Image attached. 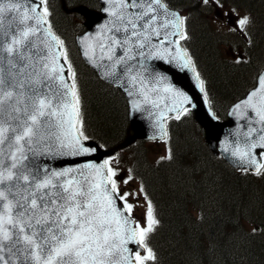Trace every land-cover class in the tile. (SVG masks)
I'll use <instances>...</instances> for the list:
<instances>
[{"label": "snow or ice", "instance_id": "6c2138e0", "mask_svg": "<svg viewBox=\"0 0 264 264\" xmlns=\"http://www.w3.org/2000/svg\"><path fill=\"white\" fill-rule=\"evenodd\" d=\"M102 3L104 22L79 37L82 56L100 80L129 98L130 112L147 113L158 130L152 139L166 145L157 163L170 162L169 123L197 107L175 75L191 74L211 104L187 46L191 14L174 0ZM196 3L223 7L222 0ZM53 15L49 0H0V264H160L151 240L162 220L143 183L130 191L123 186L136 178L120 176L118 161L90 159L98 146L87 132L78 71ZM236 23L247 29L254 19L238 15ZM231 114L244 123L223 150L242 172L264 178V74ZM65 158L85 159L65 164ZM138 207L145 209L142 218ZM204 219L198 214V222ZM258 233L264 229L255 226L247 236ZM218 247L209 241L203 255Z\"/></svg>", "mask_w": 264, "mask_h": 264}, {"label": "trees", "instance_id": "16d2710c", "mask_svg": "<svg viewBox=\"0 0 264 264\" xmlns=\"http://www.w3.org/2000/svg\"><path fill=\"white\" fill-rule=\"evenodd\" d=\"M66 1L72 6L95 5L94 0ZM222 1L257 7V16L263 15L259 33L264 34V0ZM178 6L191 14L192 39L187 46L207 81L213 107L224 117L231 103L255 83L264 62V45L258 39L245 47V58L240 61L221 58V37L210 18L204 16V6L200 7L196 0H174V7ZM49 7L61 36L66 38L68 31L72 38L76 25L68 22L71 15L63 10L61 1L49 0ZM72 56L70 52L78 71L88 134L98 141H113L103 143L107 147L121 142L130 130L122 94L121 105L119 97L106 89L107 84L83 62L79 52L76 58ZM169 126L172 161H153L147 143L141 141L134 145L133 162L130 161L162 220V227L151 240L160 264H264V233L247 236L255 226L264 229V178L235 170L213 155L192 115L179 122L171 121ZM231 194L238 198L230 199ZM198 214L205 217L203 222L197 221ZM209 241L219 247L215 254L205 256Z\"/></svg>", "mask_w": 264, "mask_h": 264}, {"label": "water", "instance_id": "95a60500", "mask_svg": "<svg viewBox=\"0 0 264 264\" xmlns=\"http://www.w3.org/2000/svg\"><path fill=\"white\" fill-rule=\"evenodd\" d=\"M99 1L101 3L100 10H93L84 5L70 9V8H67L65 0H63V6L66 11L78 12L85 17L84 25L86 27V31L82 34L77 35L76 37L77 44L79 46L80 51H81V45L78 42L79 37L89 32L95 33L98 30L99 25L103 23L106 18L105 14L101 11V9L104 7V4L102 3V0H99ZM262 74H264V70L262 71L260 75ZM190 75L191 74H187V75L178 74V75H175L174 79L176 80V82H178V84H180L185 89H187L190 92V94L196 97L197 107L196 109L193 110V112H194L196 121L199 122V124L202 126V128L205 131L206 143L208 144V146L210 147V149L213 151L215 155L220 154L228 162V164H230L232 167L236 169H241L242 167L241 163L236 158L232 157L230 153L225 152L223 149L225 147L226 140L230 142L235 141L236 137L234 133L238 129V126L244 123V121L240 120L238 117L233 116L231 114L232 108L234 107L236 103H239L241 100H243L247 96L249 91L243 98L236 101L230 107L229 112H228V119L226 121H220L216 116L215 117L212 116L213 112L212 110L209 111V108H210L209 104L204 102L201 99V94H199L198 90H196L193 87L192 81L189 78ZM107 83H110V82H107ZM126 98L128 101L129 120H130L131 129L133 133L129 135L120 144L110 149H106V150L102 149L96 141L91 140V143L94 146H98V147H97V152L94 154V157L90 159H94L95 162L97 163H101L103 160H105L107 156L113 155L116 151L129 146L130 144L136 142L138 139H142V140L152 139V137L158 132V130L153 126V121L147 117L146 112L144 113L130 112L129 98L128 97ZM84 159L85 158H65L64 163L65 164L83 163ZM53 163L56 164L57 166H64V164H61L57 161H54Z\"/></svg>", "mask_w": 264, "mask_h": 264}, {"label": "rangeland", "instance_id": "374dc122", "mask_svg": "<svg viewBox=\"0 0 264 264\" xmlns=\"http://www.w3.org/2000/svg\"><path fill=\"white\" fill-rule=\"evenodd\" d=\"M92 1V0H90ZM258 0H256L257 2ZM261 4H259L258 6H260ZM214 8V11L211 10V12L208 11V13H205V15H213V17H211V19L213 20H216V21H221L220 24V28L224 31L225 30V24L227 25V22H228V19H229V14L233 13V19L232 21L235 23V21L237 20V15L238 13L235 12V11H231L230 8L226 7L225 5H223V7H217L215 5H213ZM257 9V7H256ZM261 10H263V8H261ZM69 15V14H68ZM70 16V15H69ZM55 19V18H54ZM68 22L71 24L72 22H75V23H81V20L80 18H74L71 16L67 19ZM233 23V24H234ZM254 24V23H253ZM53 26H56V23L53 22ZM253 26V25H252ZM251 27V26H250ZM62 28V27H61ZM67 33V36H66V39L69 43V50L70 52L72 53V57L76 58L77 57V51H76V48L72 42V38L69 35L68 31L66 32ZM260 33L258 35H255V38H261L260 36ZM221 48H222V51L225 55H230V56H233V57H238L240 52H243V51H238V49H231L230 46H228L226 43H222L221 44ZM257 60H255L256 62ZM263 64V63H261ZM106 89L110 92H112L113 94L117 95V97H119V102L121 103V105L123 104L122 102V99L120 97V93L118 94V92H116L115 89H112L110 87H106ZM87 107V105H86ZM117 137V136H116ZM113 141H109V142H104V144H110L112 143ZM148 152H149V156L150 158L155 161V160H158L161 156H163L165 154V151H166V145L164 142L162 141H159V142H149L148 143ZM134 154V152H133ZM131 157V152H128V151H125V153H122L121 155L119 156H114L113 159L114 161H118V164H116L115 166L118 167L119 169V173L120 175L124 173L123 177H126L128 175H131L133 177L136 178V176L132 175L133 174V169L130 167V163H129V158ZM140 185L139 183V180L136 178L135 179V182H130L129 185H125L123 187L127 188L128 190L130 191H135L138 186ZM238 196L237 195H233L231 194L230 195V199H237ZM141 204H143V201H141ZM145 209L144 207H138L135 215L137 216V218H142L143 216V213H144Z\"/></svg>", "mask_w": 264, "mask_h": 264}, {"label": "bare ground", "instance_id": "6f19581e", "mask_svg": "<svg viewBox=\"0 0 264 264\" xmlns=\"http://www.w3.org/2000/svg\"><path fill=\"white\" fill-rule=\"evenodd\" d=\"M203 245V244H202ZM199 247V246H198ZM236 247V246H235ZM236 249V248H235ZM238 251V250H237ZM161 259V258H160Z\"/></svg>", "mask_w": 264, "mask_h": 264}]
</instances>
